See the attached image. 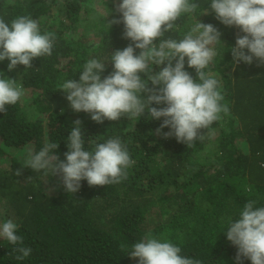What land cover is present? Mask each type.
Returning a JSON list of instances; mask_svg holds the SVG:
<instances>
[{"label": "trees", "instance_id": "16d2710c", "mask_svg": "<svg viewBox=\"0 0 264 264\" xmlns=\"http://www.w3.org/2000/svg\"><path fill=\"white\" fill-rule=\"evenodd\" d=\"M95 1L0 0L5 22L28 15L41 34L56 35L51 56L34 58L32 68L8 71L9 61H0V72L24 90L20 101L0 113V223L12 219L23 245L32 249L17 261L16 246L0 238V264H138L128 251L149 233L202 264H236L237 248L225 236L229 222L249 200L264 207V65L255 59L235 64L230 48L244 34L221 24L215 13L201 15L211 0H192L200 7L178 18L164 38L182 39L196 20L221 32L222 41L213 45L217 55L204 71L220 82L229 113L201 130L203 139L192 147L155 134L163 118L151 119L147 112L98 124L90 114L74 112L60 91L66 80L79 79L89 59L105 62L103 79L113 71L112 53L131 43L122 23L107 24L119 18L114 4L121 0H100L103 8ZM185 70L195 79L187 58ZM77 119L87 150L115 137L126 145L134 161L126 180L111 186L82 180L77 192L67 193L59 176L23 168L28 151L38 152L46 141L58 142L54 154L64 160ZM242 264L251 261L242 258Z\"/></svg>", "mask_w": 264, "mask_h": 264}, {"label": "clouds", "instance_id": "9594fccd", "mask_svg": "<svg viewBox=\"0 0 264 264\" xmlns=\"http://www.w3.org/2000/svg\"><path fill=\"white\" fill-rule=\"evenodd\" d=\"M114 7L119 18L107 24L110 28L122 23L123 37L131 43L112 53L113 71L103 79L105 62L89 59L79 79L66 80L60 91L74 112L88 113L98 124L119 121L121 117L139 119L147 112L151 119L163 118L155 134L165 139L175 137L178 143L192 147L197 139H203L201 130L210 128L222 119L221 114L230 111L222 103L220 82L204 71L217 55L213 45L222 41L221 32L211 23L196 20L182 39L164 38L165 33L175 29L178 18L200 7L192 0H121ZM206 8L201 15L215 13L221 24L235 26L244 34H238L235 46L230 48L235 64L242 61L251 65L255 59L257 66L264 65V0H211ZM157 40L159 43H155ZM55 41V33L41 34L38 22L28 15L10 23L0 18V61H9L8 71L17 65L25 70L32 68L34 58L51 56ZM136 49L139 54H135ZM185 58L187 66L195 69V79L185 70ZM153 66L160 70L153 71ZM0 77V113H6V106L20 101L24 90L16 79L3 72ZM81 125L79 119L73 122L64 160L54 154L58 142L46 141L38 152L28 151L23 168L59 176L67 193L77 192L82 180L89 186H111L126 180L127 169L134 164L126 145L115 137L87 150ZM163 128L169 131L162 133ZM21 169L16 170L17 176L22 174ZM255 203L249 200L244 205L238 219L229 222L225 234L237 248L236 264H242V258L251 264H264V207H254ZM17 228L12 219L0 223V238L15 245V259L23 261L32 249L23 245ZM124 247L121 245L122 250ZM127 256L138 259V264H202L181 255L179 246L151 233L133 243Z\"/></svg>", "mask_w": 264, "mask_h": 264}, {"label": "rangeland", "instance_id": "374dc122", "mask_svg": "<svg viewBox=\"0 0 264 264\" xmlns=\"http://www.w3.org/2000/svg\"><path fill=\"white\" fill-rule=\"evenodd\" d=\"M95 2H96V4H97L98 6L101 5V7L103 8V5L101 4L100 0H96ZM23 96H24V95H23Z\"/></svg>", "mask_w": 264, "mask_h": 264}]
</instances>
